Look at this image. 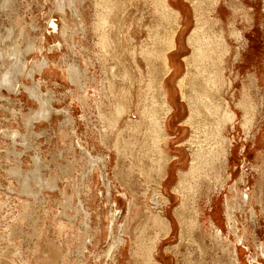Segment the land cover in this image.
<instances>
[{"label":"rangeland","instance_id":"obj_1","mask_svg":"<svg viewBox=\"0 0 264 264\" xmlns=\"http://www.w3.org/2000/svg\"><path fill=\"white\" fill-rule=\"evenodd\" d=\"M81 2H75L73 6L79 9L86 22L87 34L84 38H82L81 32L73 31L74 26L78 25V20L66 0H0V77L5 74L10 79V81H3L0 78V264L140 263L137 257H132V250L135 246L131 244L134 227L137 225L136 222L139 217L132 220L133 223L129 221L128 233H124V231L120 233L124 241L119 255L115 254V257L109 258L106 256L112 238L109 230L105 231L104 228L107 223L106 217L110 216V212H115V217L112 219V221L114 220L112 235L117 234L116 225L125 223L124 218L127 217V199L123 194L129 198L132 193L129 191L128 185L122 186V182L113 175L117 172L116 164L120 169L126 170L130 165V159L121 155L124 158L123 161L121 162L122 159L120 158L117 162V153L111 145V139L107 138L103 144L100 142L97 144L100 138L99 129H102L106 123L99 118V112L110 116L109 111L112 102L109 93L105 96V93L101 92L99 82L107 85L108 75L111 77L109 67L113 60L107 57L106 62L108 64L103 59L104 52L99 49L100 44L96 39L93 26L95 27V22L98 21L99 17H105L106 12L107 20L103 19L105 25L108 26L109 22L112 23L113 18L110 15L115 11L113 9L118 7L117 10L120 11L122 4L120 3L115 7L111 0H82ZM105 3L109 4L107 8ZM169 3L172 7L181 10L183 17L181 27L178 28L179 34L177 33L176 36L177 45L169 52L174 65H172L170 73L165 76L166 83L171 87L170 97L173 106L170 115L167 116L170 125L167 129L169 136L166 138L169 140L167 152L171 157L165 167L164 178L160 176V173L157 175L151 171L154 172H150L152 183L148 185L147 183L150 181L146 179L145 185L152 189L156 183L152 180L154 178L162 183V193L171 199V203L167 204L166 214L172 222L173 233L170 236L160 238L161 245L159 244L156 249L159 252L157 254L159 257H155L163 264H169V262L170 264H214L217 257L219 260L217 264H224V261L226 262L228 259L227 256L222 257L221 251L214 246L212 239L207 235L202 237L203 235L197 229L192 233L191 242H185L177 247L178 249H175L178 252L165 251L167 246L174 245L178 241V225L172 214V209L180 201V195L174 188L179 180L180 170L188 172L190 169L189 149L186 143L184 144L190 128L182 122L186 117L187 107L180 98L176 80L185 71L183 56L190 51L186 42V35L193 24L191 12L193 5L189 0H169ZM141 10L144 12V18L141 21L142 27H137L135 23L132 25V34L135 36L138 45L149 40L145 24L154 21L150 3H145L142 0L132 12L130 8L129 18L126 20L127 24L130 23L132 18L140 15ZM215 10L213 17L221 18L225 29H227L229 22H233V24L236 23L234 24L236 31H240L243 35L240 43L234 42L228 37V41L233 46V53L226 64L224 77L226 81L231 80L232 85L231 87L224 86V94L222 95L224 103H228V107L234 112L236 111L235 113L238 115L236 114V121L233 126L228 122L222 131V134L227 136L226 138L231 142L228 148L231 150L229 160H227L225 167L218 166L219 168L215 167L214 171H205L206 175L210 176L209 184H202L205 177L201 179V182L198 179L194 181L196 184L192 191L195 194L190 202L194 207H197L196 200L199 198L197 202L201 203L200 207L202 205L198 224L205 221L207 215L211 213L210 208L215 209L216 205L219 206L218 212L213 211L217 213V222L223 229V237L226 239H232V233L236 231L234 229L237 226L239 229L242 225L248 227V247L246 249L241 248L239 258L242 264H256V259L264 264V257L261 255L258 246L262 244L264 247V141H261V138H264V0H219ZM109 11L110 14H108ZM245 17L247 19L251 17L248 19L250 21L248 22ZM62 25H65L67 29L64 40L60 34ZM107 26L102 30L105 31ZM98 32L99 30H97V34H99ZM114 36L115 33L113 32L111 37L117 45L118 40H115ZM29 43L40 45V51L38 48H34V50L29 48ZM55 43H59L60 49L54 47L49 49ZM235 54L237 56L234 58ZM42 57L47 59L50 67L53 66L50 64L60 60L72 61L80 67L86 68V73L90 77L88 82L93 78L98 86H94L95 84L90 82V85L87 84L86 87L83 85V89L90 98H88L89 102L86 105L84 101L80 103L75 99L78 88L76 86L75 92L73 91L75 84L67 77L66 71H64L65 77L63 76V79L62 76L60 77L61 72H63L60 67L57 68L58 71L55 75L53 73L43 74L37 70L39 66L36 62ZM114 62L117 61L114 60ZM129 62L127 70L132 76V83L135 85L132 84L133 96H128V106L125 102L124 106L128 107L126 108L131 114V118L136 119L140 100H142L141 95L145 92L142 80L146 81L149 68L145 60L141 59L139 55L140 73L138 68ZM120 69L121 74L122 66ZM134 79H138L141 86L137 84L138 80ZM127 85L129 84L127 83ZM36 90L45 95L43 99L42 96L39 98V96L32 94V91ZM134 92H136L135 95ZM138 106L139 108H137ZM47 108L49 114L47 116L41 114H46ZM62 108H69V112L66 113ZM58 109H61V113ZM83 114H85V118ZM123 115L125 116V114ZM244 115L248 117L246 118L247 122L244 121ZM50 116H52L51 119ZM67 117L73 121L65 122L62 125V121ZM249 118L252 120L251 122L248 121ZM244 124L249 125L247 133L244 131ZM126 134L127 132L124 137ZM129 135L132 139L137 133H130ZM138 138L136 136L134 139L137 140ZM137 141L140 143L139 139ZM94 142L96 145L93 144ZM133 152L138 156V159L143 155V161L146 160L143 151L135 150ZM98 153L102 155L104 163H97L95 167L97 170L98 168L101 169L103 176L100 175L101 171L99 174L96 170L98 175L96 174V180H94L93 176L88 173V169L91 167L88 164V159L89 154L93 156ZM135 162L133 161L136 166L140 165V163ZM145 162L144 169L150 174L149 171L153 170L154 167L149 168V162ZM107 178L112 184L111 192L106 189ZM128 180L129 178L125 179L127 183L130 182L129 185L132 190L134 189L133 203L136 204L137 209L140 206L142 212L148 211L146 205L150 201L148 197L151 190L148 191L143 184L145 180L136 174L131 175L130 180ZM212 180L214 182H211ZM198 190H202V193L201 191L199 193ZM236 191L238 194L241 191L253 194V203H251L253 209L252 212H248V208L244 207L241 208L242 210L238 209L234 213L238 223L235 222L233 229H231L225 222L224 209L221 205L224 204L226 195H233ZM204 202L207 204L209 202V204L205 207ZM111 203L116 208L110 211ZM124 225H122V230ZM201 240L203 241L201 242ZM198 243L201 244L197 245ZM204 247L205 249H203ZM252 259L253 261L250 262L249 260ZM133 260L136 261L133 262Z\"/></svg>","mask_w":264,"mask_h":264},{"label":"bare ground","instance_id":"obj_2","mask_svg":"<svg viewBox=\"0 0 264 264\" xmlns=\"http://www.w3.org/2000/svg\"><path fill=\"white\" fill-rule=\"evenodd\" d=\"M66 1L69 3L71 8L73 9L74 15L78 20V22H77L78 25L74 26L73 31L74 32H76V31L81 32L83 34L82 38H84L87 34L86 22L84 21L83 16L80 14L79 9L76 8L75 6H73V3L78 2V1L81 2L82 0H66ZM143 1H145V3H150V7L152 9L151 13H153V17H154L153 23L145 24L147 36L149 37V40L145 41V43H140L138 45V43H136V41H135V39H136L135 36L132 34V25L134 23L137 25V27H142L141 21L144 18L143 10L140 11V15L138 17L132 18L130 23H128V24L126 23V20L129 18L128 15L130 12V8H131V12H132L133 9L135 7H137L142 2V0H111V3L113 4V6L117 7L118 4H120V3L122 4V6H121L120 11L117 10L118 7L116 9H113L115 11L113 12L112 15H110L113 18V21H112V23L111 22L108 23V26L111 23L110 28L107 25H105V22L103 20V19L107 20V16H106L107 12L105 13V17H99L98 21L95 22V27L93 26V28H94L93 31L94 30L96 31V32L94 31V33H96V39L98 40V43L100 44V48L99 47L98 48L104 52L103 59L105 60V62H106L107 57H108V59L113 60V62L110 63V67H109V72H110L111 77L108 75L109 79L107 81V85L102 84L101 81H100L101 83L99 82L101 92L105 93V96H107V94L109 93L110 94L109 96H111L112 102H111V107H110V111H109L110 116H108L109 115L108 113H107L108 115L106 116L105 114H103V112H99V109H98L99 116H100L99 118L104 120L106 123L104 124L102 129L101 128L99 129L100 138H99L97 144L99 142L103 144V141H105L107 138L111 139V145H112V147H114V149L117 153V162H119L120 158L122 159V160H120L121 162L123 161V159L125 157L130 159V165L128 166V168L126 167L127 168L126 170L120 169V167L116 164L115 169H117V172L114 173V175H113V177H115L116 179H118L119 181L122 182V186L128 185L129 191L132 193H131V196H129V198L127 197V195L123 194L124 197L127 199V208H126L127 214L125 211V214L127 215V217H126V219L124 218V220H126V222L124 221L125 223H123V224H125L123 230H122L123 224L118 225L116 223L117 224L116 225V228H117L116 232H118V233L117 234L115 233L112 235V233H113L112 227L114 224L113 223L114 220L112 221V219L115 217V212H110V216L106 217L108 226L106 223L104 225L105 226L104 228H105V231L109 230V232L111 233V236H112V238L109 242L110 245L106 251V256L108 258L109 257H115V254H118L120 252V249H122L121 246H122L123 241H124V238L120 236L121 235L120 233L122 231H124V233H128L127 232V229H128L127 225L129 224V221H132L134 219L136 220L139 217L138 221L136 222L137 225L135 224L136 226L134 227L135 230L133 231V234H132L133 240L131 241V244H133V246H135L134 249L132 250V257H135V258L137 257L141 264H163V263L159 262L155 256H158L157 254L159 253V252H157L156 249H157V246L159 244L161 245L160 238L170 236V234L173 233L172 232V230H173L172 222L166 214L167 213L166 212L167 204L171 203V199L162 193V190H161L162 183H159V181L155 180V178L152 179L154 182H156L154 184V187L152 189H150L151 187L149 186L150 188H148V185L152 183L150 180L152 177L151 173L155 172V173H157V175H158V173H160V176H162V177L165 175V172H166L165 167L168 163L169 158L171 157L169 155V153L167 152L168 147H169V140H166V138L169 136V134L167 133V129L170 125V123L168 124L167 116L171 112V109H173V106H172V100L170 97L171 87H169V85L166 83L165 76H167V74L170 73V71L172 70V65H174V64H172L173 60H172V58H171L172 56L169 52H170V50L175 48V46L177 45L176 36H177V33L179 34L178 28L181 27V20L183 17L181 16L182 11L177 9V8L172 7V5L169 3V0H143ZM189 2H191L193 5V8L191 9L192 16H193V18H192L193 24H192V26L190 25L191 27H190L189 31L187 30L188 33L186 35V42L190 48V51L188 54L183 56V60H184V64H185V71L182 75H180L177 78L176 82H177V86L179 89L180 98L185 102L186 107H187V114H186V117L184 118V120L182 122L187 124L190 128V132L188 134V137L186 138V140L184 142V144L186 143V145L189 149V160H190L189 168L190 169L188 170V172H186L184 170H180L179 175H178L179 180H178V182L174 188V190L177 191L180 195V201L172 209V214L174 215V217L177 221V225H178V232H177L178 241L174 245L167 246L165 248V251H170V252L176 253L177 250H175V249L177 247H180V245L184 244L185 242H191L192 241V239H193L192 233L195 232L194 231L195 229H197L199 232H201V235H203L202 237H206V235H207L208 237H210V239H212L214 246H216V248L218 247L219 251H221L222 257L224 255L227 256L228 259L226 258L227 261L226 262L224 261V264H242V262L239 258V254L242 251L241 248L246 249V247H248V245H247V238H248L247 228L248 227H246L245 225L244 226L242 225V227L239 229V228H237L238 227L237 226L234 229L236 231H234L232 233L233 234L232 239H229V238L226 239L225 237H223L224 236V233L222 231L223 229L219 226V224L217 222L218 217H217L216 212L219 211V208H218L219 206L216 205L215 209L210 208L211 213H209L207 215V218L204 217V218H206L204 222H202L201 224L200 223L198 224V217L200 214V209H202L201 208L202 205L200 207L201 203L199 204V201L197 202V200L199 198L196 200V206L197 207H194V205L190 202V200L192 199V197L195 194L194 191H192V188H194L195 184H196L194 181H196L198 179L201 182L202 181L201 179H203V177H205L203 179L202 184L203 183L209 184V179H210L209 177L210 176L206 175V172L208 170L214 171L215 167L217 168L218 166L225 167L227 160H229L228 157H229V155H231V150L228 149L229 146L231 145V142L226 138L227 136H224L222 134V131L226 127V124L228 122L231 124V126H233V123L236 121V116L238 114L235 113L236 111L234 112L232 109H230L228 107V103L227 104L224 103V99L222 98V95L224 94L223 93L224 86L225 87L226 86L231 87V85H232L231 80H228V81L225 80L224 70L226 68V64L228 63L229 58L231 57V55L233 53V48H232L233 46H231L230 42L228 41V37L231 38L232 40H234V42L240 43V41L243 39V35L240 31H236V29L234 28L235 27L234 24H236V23L233 24V22H229L227 29H225L224 24L221 21V18L217 19L216 17H213L214 12L216 11L215 7H216L217 3L219 2V0H189ZM104 5H106L105 7L107 8L109 4L105 3ZM226 5H228V4H226ZM181 9H183V8H181ZM108 14H110V11L108 12ZM103 15H104V13H103ZM249 18H251V17H249ZM245 19L248 20L246 17H245ZM249 21L250 20H248V22ZM106 26H107L106 30L105 31L102 30ZM143 26H144V24H143ZM97 30H99V32H98L99 34H97ZM113 32L115 33L114 39L118 40L117 45L112 40V37H111V34ZM183 32H184V29H183ZM66 33H67V29H66L65 25H62L61 30H60V34L63 37V40L66 36ZM181 35H180V37H181ZM180 42H181V40H180ZM238 45H241V44H238ZM28 47L33 49V50H34V48H38V51H40V45L29 43ZM53 47L56 49H60L59 43H55L54 45L50 46L49 49H51ZM92 48H93V46H92ZM182 48H184V47H182ZM172 53H174V52H172ZM178 54H180V53H178ZM138 55L141 56V59L145 60L146 65L149 68V71L147 72L146 81H144V79L142 80L143 81V87H145L144 88L145 92L142 93V91L140 90L142 93V95H141L142 100H140L141 101V103L139 104L140 108H139V106L137 107V108H139L138 117L136 119H133V118H131L132 116H130L131 114L129 113V111L127 109L128 108L127 102H128V96H130V97L133 96V94H132L133 92H132L131 88H133L132 84L135 85V83H132V76L130 75V73L127 70V65H128L129 60H130L129 63L132 64L134 67L138 68V71L140 73L141 70H140V66L138 63ZM236 56H237V54L234 55V58ZM59 58H61V57H59ZM238 59H240V58H238ZM68 60H69V58H68ZM114 60H116L117 62H114ZM106 63H108V62H106ZM174 63H175V61H174ZM36 64H38V66H39V68L37 70L39 72H42L43 74H52L53 73L55 75L56 72L58 71L57 68L60 67V69L63 70V72H61L62 74H60V77L62 76L63 79L65 77L64 71H66L67 77L75 84L73 91L75 92L76 86L78 88V94H76L77 96L75 97V99H77L80 103H83V101H84L85 105L87 102H89L88 94L85 91V89H83V85L86 87V86L90 85L89 82L91 84H95L94 86H97V84H96L95 79H93V78L88 82L90 77H88V75L86 73L87 70L85 67H80L78 64H75L72 61L71 62H69V61L64 62V61H60V60H58V62H53L52 64H50V65H53L52 67H50L48 65L47 59L44 57L40 58V60H38L36 62ZM121 66H122L123 71L120 74L119 69ZM134 67H133V69H134ZM101 74H103V73H101ZM7 75H8V73H7ZM0 78L3 81H6V80L10 81V79L7 76H5V74H3ZM138 78H140V77H138ZM134 80H138V79H134ZM168 82H170V81H168ZM127 83L129 85H127ZM139 83L140 82L138 80L137 84L139 85ZM92 86L93 85H91V87ZM139 86H141V85H139ZM135 93L136 92H134V95H135ZM32 94L35 96H39V98H41V96H42V99H43V96H45L44 94H41L38 90L32 91ZM94 96H95V94H94ZM104 102H106V101H104ZM124 102H125V104H127V106H126L127 108L124 106ZM242 103H244V102L242 101ZM132 105H133V103H132ZM239 105H238V108H239ZM244 107H245V105H244ZM251 108H253V107H251ZM60 110L61 109H58L59 112H60ZM63 110H65L66 113L69 112V108L68 109L64 108ZM183 110H185V109H183ZM252 110H254V109H252ZM48 111H49V109L46 111V114L45 113H41V114L47 116L49 114ZM123 114H125V116ZM252 114H253V112H252ZM84 115L85 114H83V117H84ZM124 117H126V118H124ZM49 118L51 119L52 116H50ZM134 118H135V116H134ZM243 118H244V121H246V118H248V117L244 115ZM249 120H250V122L252 121L250 118L248 119V121ZM72 121H73V119H71L70 117H67L62 121L61 124L63 125L65 122H72ZM122 123H124V124L122 125ZM248 126H246V124H244V131L246 133L249 131L247 129ZM260 128H261V126H260ZM126 132H127V134L124 137V134ZM130 133L131 134L137 133L136 136L139 137L138 139L140 140V143H139V141H137L138 139L137 140L134 139V138H136V136L131 139L130 135H129ZM261 139H262L261 141L263 142L264 138L262 137ZM93 144L96 145V142H94ZM102 144H100V145H102ZM104 144H106V143L104 142ZM181 148H183V147H181ZM82 150H84V149L82 148ZM135 150H140V151H143L145 153V156H146L145 161L149 162V168L154 167V169L150 170L149 173L151 171H154V172H151L150 174H148L146 172V170L144 169V167H145L144 163H146L145 161H143L144 156L142 155L138 159V156L135 155L133 152ZM258 154H260V153H258ZM121 155L124 158L121 157ZM133 161H136L135 163H140V165L136 166L133 163ZM97 163H102V164L104 163V159L102 158V155H100L99 153L97 155H93V156L91 154H89L88 164H90L91 167L88 169V173L91 174V176H93L94 180H96V174L98 175L97 171L99 172V174L101 171L100 168H98V170H97V168L95 167ZM256 165H257V163H256ZM123 166H124V164H123ZM149 168H147V169H149ZM227 170H228V167H227ZM133 174H136V175L140 176L142 179H144L145 180V181H143L144 185H145V182H147V180L150 181V183H147L148 185H145L147 187L148 191H149V189L151 190V193L149 194V197H148V198H150V201H148V203L146 205V209H148V211L142 212L141 207L138 206L139 209H137L136 204L133 203V198H134L133 190L134 189L132 190L131 186L129 185L130 182L127 183L125 181L126 178H129V180H130V177ZM241 174H242V172H241ZM100 175L103 176L102 171H101ZM218 176H220V175H218ZM191 179H193V180L190 181ZM260 179H262V178H260ZM189 182H192V183H189ZM211 182H214V181L212 180ZM193 183H194V185H193ZM111 186H112V184H111L110 180L107 178L106 189L108 190V192H111V188H112ZM204 186H206V185H204ZM217 186H218V184H217ZM127 189H128V187H127ZM147 189H145V190H147ZM229 189H230V187H229ZM202 190H200L201 193H202ZM200 191H199V193H200ZM166 192H168V191L166 190ZM246 193L244 191H241V193L238 194V192L236 191L235 193H233V195L232 194L226 195L225 200H224V204L221 205L222 208L224 209L225 222L227 223V225L231 229H233L235 222L238 223L235 219V214H234L238 209H241L242 207H244V208H248V212L249 211L252 212L253 206L251 203H253V198H252L253 194L251 195L250 193H247V194ZM169 194H171V193H169ZM173 194L175 195V193H173ZM198 196H200V195H198ZM208 201L211 202L210 199H208ZM201 202H203V201H201ZM209 202H208V204H209ZM257 202H259V201H257ZM208 204L206 202H204L205 207ZM110 205H111L110 211L112 209L116 208L114 204L111 203ZM210 205H211V203H210ZM144 208H145V204H144ZM150 209L153 210V212H151ZM213 210H215L216 212H214ZM253 218H254V216H253ZM109 221H110V223H109ZM173 221H174V219H173ZM199 221H200V219H199ZM132 223H133V221H132ZM235 225H237V224H235ZM149 231H151V232L148 233ZM147 234H150V235H147ZM196 237H197V235H196ZM196 239H198V238H196ZM202 241L203 240H201V242ZM198 242H200V241H198ZM200 244L198 243L197 245H200ZM258 246L260 247L261 255L264 257L263 245L259 244ZM200 247H202V246H200ZM200 249L202 250V248H200ZM203 249H205V247ZM159 250H161V249H159ZM162 254H163V252H162ZM177 254H176V256H177ZM201 258H203V257H201ZM180 259H182V258H180ZM253 259H255V258H253ZM253 259L249 260V261L251 262V261H253ZM136 260H133V262H135ZM255 261H256V264H261L257 259ZM203 262H205V261H203ZM210 262H208V263H210ZM217 263H219V260L216 257L214 264H217ZM134 264H136V263H134ZM169 264H170V262H169Z\"/></svg>","mask_w":264,"mask_h":264}]
</instances>
